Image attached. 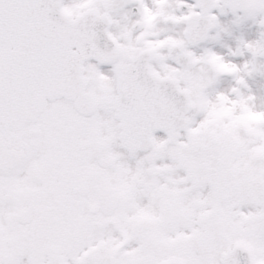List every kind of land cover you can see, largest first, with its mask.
Returning <instances> with one entry per match:
<instances>
[{
	"label": "snow or ice",
	"instance_id": "obj_1",
	"mask_svg": "<svg viewBox=\"0 0 264 264\" xmlns=\"http://www.w3.org/2000/svg\"><path fill=\"white\" fill-rule=\"evenodd\" d=\"M135 2L0 0V156L6 127L33 118L66 135L127 128L96 142L115 155L88 191L96 206L51 264H264V136L249 148L246 124L213 129L215 109L192 103L231 77L264 119L248 84L264 78V39L235 36L249 22L264 29V0H143V16L116 42L75 43L97 9ZM173 2L180 15L167 11ZM161 23L173 26L164 39ZM181 57L207 72L190 75ZM0 264H41L39 241L0 232Z\"/></svg>",
	"mask_w": 264,
	"mask_h": 264
},
{
	"label": "flooded vegetation",
	"instance_id": "obj_2",
	"mask_svg": "<svg viewBox=\"0 0 264 264\" xmlns=\"http://www.w3.org/2000/svg\"><path fill=\"white\" fill-rule=\"evenodd\" d=\"M173 3L168 8L172 7ZM229 42L231 46L235 47V39ZM209 47H212L213 52H215L219 45L215 47L209 45ZM223 51L226 52L227 49ZM235 59L237 62L239 61L238 58ZM202 67V73L207 72V65L202 64ZM195 68L193 64L189 66L190 75L194 74ZM202 94L203 100H208L210 97L209 88ZM199 97L194 101H198ZM82 136H88V138ZM78 137L80 151L79 146L76 144ZM93 137V130L75 135H66L63 126L59 122L42 123L39 120L35 124L26 126L20 132L9 134L6 141L9 143L10 148L15 152L24 151L25 158L21 163L20 170L16 168L4 172L0 169V203L7 200L13 203L17 210L32 209L35 218L38 215L39 227H46L50 223V214L54 211L61 213L62 216L59 218L56 228H66L68 224H76L77 222L73 221L76 215L86 212L88 207L93 204L90 200L88 202V191L95 186L96 179L93 177L94 170L92 169L86 171L84 178H79L73 172L69 174V166H83L87 164V161L94 165L92 160L98 158L102 151L95 150L96 143ZM83 141L87 143L85 149H82L81 143ZM33 167L43 169L42 175L47 177L48 181H42L40 186L45 187L50 182L57 188L55 194L50 189L42 194L35 193L34 188L24 191L22 188L17 187L20 181L30 178ZM80 185L79 191L75 194L76 187ZM31 196L36 198L33 205L29 203ZM13 198L16 199L13 200ZM37 210H39L38 213ZM75 227H80V225H75ZM54 231L57 230L49 231L47 237ZM47 237H40L38 240L39 249ZM71 237L66 235L63 240L65 241ZM39 255L41 264H48L41 251H39Z\"/></svg>",
	"mask_w": 264,
	"mask_h": 264
},
{
	"label": "rangeland",
	"instance_id": "obj_3",
	"mask_svg": "<svg viewBox=\"0 0 264 264\" xmlns=\"http://www.w3.org/2000/svg\"><path fill=\"white\" fill-rule=\"evenodd\" d=\"M130 14V13H129ZM118 15H121L120 13H118ZM130 17H131V15H130ZM125 18V17H124ZM130 19V18H129ZM129 19H127V20H129ZM137 19V17L135 16V19H133L132 21H134V20H136ZM160 27L163 29V32H166V30L169 28V26L168 25H160ZM124 30V29H123ZM122 30V24H119V26H118V32H122L123 31ZM116 135H120V131L119 130H117V132H116ZM248 143L250 144V139H248ZM250 146V145H249ZM250 148V147H249ZM146 165H148V164H146Z\"/></svg>",
	"mask_w": 264,
	"mask_h": 264
},
{
	"label": "water",
	"instance_id": "obj_4",
	"mask_svg": "<svg viewBox=\"0 0 264 264\" xmlns=\"http://www.w3.org/2000/svg\"><path fill=\"white\" fill-rule=\"evenodd\" d=\"M86 31H87V30H85V29L81 30L82 33H85ZM87 34H88L89 36H91V34L94 35L95 33H94L93 30H89V31H87ZM77 35H78V33H77ZM94 43H95V39H93V44H94ZM95 45L98 46V43H96ZM176 110L179 111L178 108H177ZM124 131H125V134H124V135H126V133H127V128H126V127H124Z\"/></svg>",
	"mask_w": 264,
	"mask_h": 264
},
{
	"label": "bare ground",
	"instance_id": "obj_5",
	"mask_svg": "<svg viewBox=\"0 0 264 264\" xmlns=\"http://www.w3.org/2000/svg\"><path fill=\"white\" fill-rule=\"evenodd\" d=\"M256 90V89H255ZM254 93H256V95H257V97H258V99H257V102L258 103H261V94L257 91V92H254ZM258 108V107H257Z\"/></svg>",
	"mask_w": 264,
	"mask_h": 264
}]
</instances>
